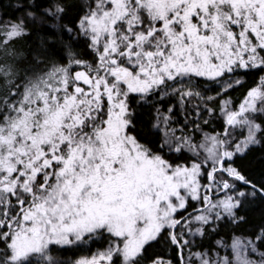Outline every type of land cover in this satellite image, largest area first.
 Here are the masks:
<instances>
[{"label": "snow or ice", "instance_id": "6c2138e0", "mask_svg": "<svg viewBox=\"0 0 264 264\" xmlns=\"http://www.w3.org/2000/svg\"><path fill=\"white\" fill-rule=\"evenodd\" d=\"M254 208L264 0L0 4V264H264Z\"/></svg>", "mask_w": 264, "mask_h": 264}, {"label": "trees", "instance_id": "16d2710c", "mask_svg": "<svg viewBox=\"0 0 264 264\" xmlns=\"http://www.w3.org/2000/svg\"><path fill=\"white\" fill-rule=\"evenodd\" d=\"M14 2L15 0H0V4H8V3H14ZM9 11H11V9H9ZM13 15H15V13H13ZM251 79L252 77H249V81H251ZM249 86H251L250 83H245L243 87H237L234 91H231L229 93V95L233 97V100L235 103H238L239 99L245 93V89L248 88ZM164 103L166 104L167 101H165ZM213 123L215 124V122ZM206 130L212 131V128H207ZM250 215H251V218L257 223L260 222L261 219H264V217H262L261 215V210L259 208L252 209ZM103 246H104V243L99 242L96 244H92L86 248L63 251L59 255L61 259L65 261H70L72 259L77 258L79 255H90L94 253L97 250V248H101Z\"/></svg>", "mask_w": 264, "mask_h": 264}, {"label": "rangeland", "instance_id": "374dc122", "mask_svg": "<svg viewBox=\"0 0 264 264\" xmlns=\"http://www.w3.org/2000/svg\"><path fill=\"white\" fill-rule=\"evenodd\" d=\"M218 90V89H217ZM209 94H211V93H209ZM239 102V101H238Z\"/></svg>", "mask_w": 264, "mask_h": 264}]
</instances>
